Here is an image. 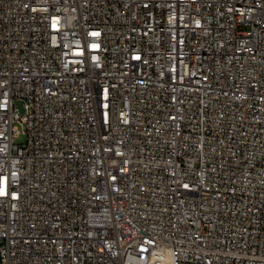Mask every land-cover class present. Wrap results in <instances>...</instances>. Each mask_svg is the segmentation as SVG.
<instances>
[{"label": "built area", "instance_id": "built-area-1", "mask_svg": "<svg viewBox=\"0 0 264 264\" xmlns=\"http://www.w3.org/2000/svg\"><path fill=\"white\" fill-rule=\"evenodd\" d=\"M0 264H264V0H0Z\"/></svg>", "mask_w": 264, "mask_h": 264}, {"label": "rangeland", "instance_id": "rangeland-1", "mask_svg": "<svg viewBox=\"0 0 264 264\" xmlns=\"http://www.w3.org/2000/svg\"><path fill=\"white\" fill-rule=\"evenodd\" d=\"M23 138H24L23 135H19V136L16 137V140H18V141H22Z\"/></svg>", "mask_w": 264, "mask_h": 264}]
</instances>
